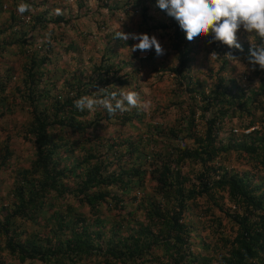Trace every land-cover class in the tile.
<instances>
[{"label": "trees", "instance_id": "obj_1", "mask_svg": "<svg viewBox=\"0 0 264 264\" xmlns=\"http://www.w3.org/2000/svg\"><path fill=\"white\" fill-rule=\"evenodd\" d=\"M8 14L0 25V56L14 48L24 58V77L14 90L25 107L21 133L32 158L15 169L6 200H0V253L17 264H264V70H254L258 84L250 91L222 74L230 65L224 58L210 83L191 80L188 70L198 40L190 44L173 19L168 28L177 65L169 72L186 94L174 90L172 97L184 94L189 99L185 107L183 99L172 104L183 113L179 127L164 132L147 124L143 134L104 143L94 134L99 121L138 129L142 115L131 109L109 116L100 108V115L88 119L74 101L89 86H109V92L114 83L124 86L125 78L115 77L121 69L103 58L92 65L87 84L65 80L57 93L44 67L51 47L30 52L34 42L18 17ZM31 22L30 31L45 25L42 14L32 16ZM59 22L67 23L61 16L53 19ZM259 42L253 34L252 43ZM239 43L243 52L218 42L210 45L219 56L231 51L247 64L248 42ZM69 49L70 44L65 52ZM11 72L0 71V117L7 110L4 91L10 88ZM233 119H238L233 126L241 133L227 127ZM254 126L258 129L244 133ZM105 144L106 152L96 150ZM11 155L5 142L0 173ZM230 156L249 170L229 168ZM190 165L198 167L192 177L183 169ZM145 183L150 196L140 194ZM205 202L210 205L201 209ZM212 209L229 224L227 233ZM197 229L208 231L199 243L203 254L191 249Z\"/></svg>", "mask_w": 264, "mask_h": 264}, {"label": "rangeland", "instance_id": "obj_2", "mask_svg": "<svg viewBox=\"0 0 264 264\" xmlns=\"http://www.w3.org/2000/svg\"><path fill=\"white\" fill-rule=\"evenodd\" d=\"M20 3L30 5V10L20 14L17 11ZM104 3L108 6L107 8L103 7ZM155 5L156 0H17L15 3L11 0H0V25L6 23L9 15L8 11H12L18 17L19 23L21 22L22 30L27 34L28 40L34 42L35 47L30 46V52L45 51L46 48L51 47V51L48 53L50 61L44 67L48 72L47 81L51 80L55 83L57 93H60L59 91L64 86L63 81L65 80L87 84V80H89L87 77L92 76V65L101 63L103 58L109 59L108 64L118 65L121 71L115 77L125 78L127 82L124 86L114 83L112 85L114 91H119L118 88H124L125 91H136L140 94L142 101L147 100L150 104L147 108H132L142 115L141 124L136 126L138 129L129 127L128 124L118 125L114 120L108 123L98 122L94 134L104 143H108L106 140L110 139L116 143L143 134L147 124L157 126L164 132H167L169 128L176 129L179 127L183 113L176 107L177 105L172 106V104L184 100L183 107H185L189 102L184 94L181 97L177 95L172 97L174 90L184 92V86L175 85L174 75L169 72V69L177 65L176 54L171 48L173 41L172 28H168L174 18L168 16L165 11L158 9ZM40 14L44 17L45 25L41 29L36 28L30 31L31 17ZM58 16H61L67 23H53V19ZM159 25H164L165 28H157ZM152 27L156 28L153 29ZM119 28L125 34L154 35L162 45L164 55L156 56L154 49L144 52L140 50L130 52L131 46L138 43V41L115 39V34L119 31ZM237 38L238 43L247 41L249 45L253 41V34H247L241 29L237 33ZM210 39L211 36L202 37L198 40V49L192 55L193 58L188 70L190 79L199 83L203 81L206 84L210 83L213 78L211 75L220 63V60L215 61L210 57L212 53L210 51H213L208 43ZM68 44L72 46V49L65 52V46ZM13 50L14 48H10L0 56V71L7 68L12 70L10 73V88L4 91L7 110L0 117V154L5 142L12 154L7 163L8 168L0 173V200L2 201L6 200L7 192L11 188L15 169L27 166L28 161L32 158L31 146L23 140L21 133L22 125L26 120L25 107L14 90L21 85L20 81L24 77L22 70L24 58ZM240 62L247 65L241 59ZM253 73L254 71H245L239 64L230 62L226 72L223 71L222 74L227 78L234 79L241 88L250 91L255 90L258 84L259 76ZM109 77L111 78V76ZM97 90L99 89L89 86L85 88L84 95L96 96ZM69 95L72 96V93ZM100 110V107H97L95 111L86 110V118L92 119L96 112H102ZM260 113L258 111L255 117H259ZM236 123H239L238 119H233L231 123L227 124L228 128L234 130L232 131L233 134L241 133L239 129L233 126ZM240 123L245 124L246 122L240 120ZM182 125L184 124L182 123ZM252 129L258 128L254 126L244 133ZM174 143H172V146L175 145ZM106 145L103 148L97 145L96 150L102 153L106 152ZM230 157V160H228L229 168L240 172L249 170L242 160L236 159L234 156ZM183 169L188 177H192L193 172L195 173L198 167L197 165H190L184 166ZM257 174L261 173L258 172ZM140 194L144 196L151 195L147 183H145ZM218 203L224 204V207L230 206L224 201L219 200ZM209 205L208 202H205L201 209ZM128 210L129 208L125 209V211ZM211 215L212 217L221 218V231L227 233L229 224H226L222 216L218 215L215 209L211 210ZM197 225L199 226V223ZM207 233V230L204 233L200 232L199 229L194 231L192 237L194 244L191 247L194 254H203L199 249V243ZM208 237L210 238V236ZM1 245L0 242V247ZM208 255L211 256L210 252H208ZM0 264L17 263L9 259L4 252H1ZM24 264L40 263L29 261Z\"/></svg>", "mask_w": 264, "mask_h": 264}, {"label": "clouds", "instance_id": "obj_3", "mask_svg": "<svg viewBox=\"0 0 264 264\" xmlns=\"http://www.w3.org/2000/svg\"><path fill=\"white\" fill-rule=\"evenodd\" d=\"M158 9L175 19L184 32L185 39L191 44L202 37L211 36L209 44L218 42L229 49L243 52L238 43L237 33L243 29L247 34L259 37V43L249 44L247 65L231 51L220 57L215 51L210 54L214 60L221 58L239 64L245 71H254L257 66L264 70V0H156ZM30 10V5L20 3L17 11L20 14ZM59 12V10H57ZM115 39L138 41L131 46L130 52L155 50L156 56L164 55V49L157 38L148 34L116 32ZM115 87V86H113ZM108 87L96 91V96L84 95L74 101L79 111H95L97 107L106 110L109 116L117 112L124 113L132 108H147L149 101H142L136 91H108ZM117 88V87H116Z\"/></svg>", "mask_w": 264, "mask_h": 264}]
</instances>
